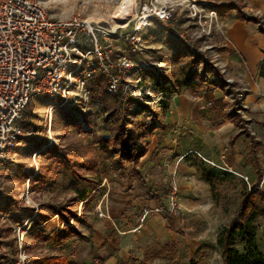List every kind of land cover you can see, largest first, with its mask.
<instances>
[{"label":"rangeland","instance_id":"1","mask_svg":"<svg viewBox=\"0 0 264 264\" xmlns=\"http://www.w3.org/2000/svg\"><path fill=\"white\" fill-rule=\"evenodd\" d=\"M37 1L53 19L78 17L112 25L116 24L110 19L113 8L119 7L122 0ZM209 8L214 9L211 5ZM246 13L244 16L249 17ZM173 24L183 32L185 19L181 13L174 17ZM150 32L159 34L161 39L164 34L168 36L157 25L148 30L146 39ZM170 34L166 42L178 51V42ZM116 47L124 49L125 43L118 42ZM194 47L190 48L195 50ZM146 55L166 62L147 52ZM193 61L196 70L199 57L195 55ZM104 88L101 79L92 84L87 115L52 108L58 105L57 101L36 95L29 102L31 113L37 117L36 126L23 131L22 118L16 122L22 137L9 151L8 160L0 170V247L8 254L0 256V262L11 264L13 230L36 212L37 223L23 238L29 264L46 258L79 264L92 256L94 248V264L106 261V264H189L192 261L222 264V249L217 239L232 220L240 195L249 189L245 178H234L214 165H207L206 169L216 175L213 190L209 185V188L197 185L194 193L179 192L177 215L158 218L151 224L148 223L150 216L140 232H133L137 217L148 207L146 201L158 198L157 204L165 205L169 181L159 196L151 189L145 192L135 179L136 164L120 161L109 144L111 151L106 154L101 143L104 139H113L122 126L134 134L144 123L147 130L143 134H149L157 116H141L142 107L131 101L119 102L107 96ZM144 144L140 139L136 141L139 149L145 148ZM55 163L63 165L58 173L43 172ZM90 163L94 164L92 170L80 166ZM32 169H38L36 176ZM32 174L34 178L29 182L27 178ZM87 179H92L94 185L88 186ZM25 191H29L31 203L23 199ZM85 192L87 196L79 199L78 195ZM131 192L136 193V204L129 198ZM46 214L49 218H45ZM255 228L256 246L264 260L263 218L257 219ZM235 248L244 253L243 245L237 244ZM110 256L115 260H108Z\"/></svg>","mask_w":264,"mask_h":264},{"label":"built area","instance_id":"2","mask_svg":"<svg viewBox=\"0 0 264 264\" xmlns=\"http://www.w3.org/2000/svg\"><path fill=\"white\" fill-rule=\"evenodd\" d=\"M133 2L124 21L110 25L78 17L53 19L37 0H0V170L22 137L16 122L36 95L57 101L52 108L87 115L92 84L101 79L107 96L139 105L143 117L167 111L180 93L172 87L170 66L146 55L144 42L154 23L169 30L180 51L196 46L193 51L199 57L197 76L205 86L213 81L227 101L228 115L238 116L240 125L256 132L258 126L246 115L244 99L248 89L235 84L213 40L216 36L225 39L218 11L209 8L206 0ZM180 13L185 19L183 32L173 24ZM263 26L257 23L258 28ZM118 42L125 43L124 49L116 47ZM22 197L31 203L29 191ZM165 198V205L142 209L133 232L140 231L150 216L177 215L178 188L174 181L169 182ZM36 223L34 212L13 230L11 264H29L23 238ZM7 255L6 249L0 247V256Z\"/></svg>","mask_w":264,"mask_h":264},{"label":"crops","instance_id":"3","mask_svg":"<svg viewBox=\"0 0 264 264\" xmlns=\"http://www.w3.org/2000/svg\"><path fill=\"white\" fill-rule=\"evenodd\" d=\"M208 1L217 9L225 31V39L216 36L215 43L235 84L248 89L244 99L247 119L258 128L252 133L240 125L238 116L228 115L223 92L214 87L213 81L205 86L197 76L196 62L191 60L195 56L193 49L173 50L172 44L166 42L169 30L154 23L153 26L157 25L168 36L162 33L161 39L157 33H148L146 52L155 58L166 59L165 63L171 69L172 87L180 93L169 109L153 120V131L140 138L145 142L146 152L136 163L140 178L135 179L141 185L140 189L145 192L151 189L158 196L164 192L167 181H174L178 193L183 194L194 193L197 185L209 188L201 176V169H206L207 165H214L234 178H245L248 188L258 185L264 190V74H261L264 69V26L257 27L258 20L264 24V0ZM231 5L233 9L228 8ZM245 12L250 14L248 18L256 21L246 20ZM251 156L254 158L250 159ZM60 165L51 164L43 172L58 173ZM31 172L36 176L38 169ZM33 178L32 174L27 180L30 182ZM87 181L88 186L94 185L92 179ZM130 194V200L136 204V193ZM86 196V192L78 195L79 199ZM157 199L146 201L147 206L157 205ZM46 215L45 218H49ZM150 218L148 223L151 224L165 217ZM42 235L46 236V233ZM94 254L95 248L92 256L79 264H94ZM113 257L108 260L114 261ZM0 264H6V261Z\"/></svg>","mask_w":264,"mask_h":264},{"label":"trees","instance_id":"4","mask_svg":"<svg viewBox=\"0 0 264 264\" xmlns=\"http://www.w3.org/2000/svg\"><path fill=\"white\" fill-rule=\"evenodd\" d=\"M233 9L234 6L228 7ZM246 20L256 21L254 18L245 17ZM264 74V69L261 70ZM21 127L23 131H27L31 127H35L37 117L31 113L30 104L23 109L21 115ZM242 128V127H241ZM147 130V124L139 125L132 134L131 130L124 126L120 127L113 139H104L101 143L102 151L106 154L110 153L108 144L113 146L115 154L118 155L120 161L136 164L137 161L144 156L146 148L139 149L136 141L139 140L143 132ZM245 134V129L243 128ZM86 170L94 169V164H81ZM228 175V173H226ZM201 176L214 189L216 183V175L213 170L201 169ZM136 177L140 178L138 173ZM258 218L264 219V190L259 186L250 187L240 195L239 206L229 222L220 233L217 243L222 249V264H264L262 255L256 246V228L255 223ZM241 244L245 247L244 253L240 254L236 250V245ZM36 264H71L61 258L42 259ZM189 264H197L194 261Z\"/></svg>","mask_w":264,"mask_h":264},{"label":"bare ground","instance_id":"5","mask_svg":"<svg viewBox=\"0 0 264 264\" xmlns=\"http://www.w3.org/2000/svg\"><path fill=\"white\" fill-rule=\"evenodd\" d=\"M133 0H122L119 7L113 8V13L110 16V19L117 23L124 21L125 17L130 14L131 8H133Z\"/></svg>","mask_w":264,"mask_h":264}]
</instances>
